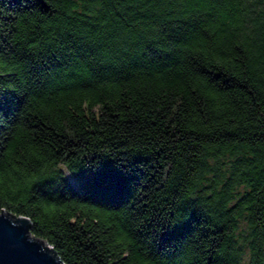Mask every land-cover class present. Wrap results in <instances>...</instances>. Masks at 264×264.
Segmentation results:
<instances>
[{
	"label": "trees",
	"instance_id": "obj_1",
	"mask_svg": "<svg viewBox=\"0 0 264 264\" xmlns=\"http://www.w3.org/2000/svg\"><path fill=\"white\" fill-rule=\"evenodd\" d=\"M0 206L63 264H264V0H0Z\"/></svg>",
	"mask_w": 264,
	"mask_h": 264
},
{
	"label": "water",
	"instance_id": "obj_2",
	"mask_svg": "<svg viewBox=\"0 0 264 264\" xmlns=\"http://www.w3.org/2000/svg\"><path fill=\"white\" fill-rule=\"evenodd\" d=\"M1 208L3 207L0 206V264H63L53 246L45 245L44 239L30 235L27 216Z\"/></svg>",
	"mask_w": 264,
	"mask_h": 264
},
{
	"label": "rangeland",
	"instance_id": "obj_3",
	"mask_svg": "<svg viewBox=\"0 0 264 264\" xmlns=\"http://www.w3.org/2000/svg\"><path fill=\"white\" fill-rule=\"evenodd\" d=\"M70 178L77 184L78 182L75 180V179H73L71 176H70ZM6 211V210H5ZM7 212V211H6ZM8 213V212H7ZM15 214V213H14ZM29 232H30V235L31 236H36V235H34L30 230H29ZM38 237V236H37ZM38 241L41 243V245L44 247V244L45 245H47L48 244V242L44 239L43 241H44V244H43V242L42 241H40V238H38ZM50 245V244H49ZM50 251H51V248H48Z\"/></svg>",
	"mask_w": 264,
	"mask_h": 264
}]
</instances>
